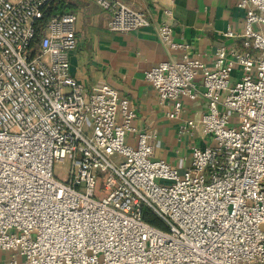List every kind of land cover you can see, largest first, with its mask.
<instances>
[{"label": "built area", "instance_id": "obj_1", "mask_svg": "<svg viewBox=\"0 0 264 264\" xmlns=\"http://www.w3.org/2000/svg\"><path fill=\"white\" fill-rule=\"evenodd\" d=\"M54 1L0 0L6 264H264V0L237 4L245 11L242 52L222 47L210 68L185 59L144 73L158 104L171 103L169 120L180 118L182 98H197L201 75L205 111L179 134L198 123L211 143L192 147L182 172L153 157L154 135L133 126L130 100L105 84L86 89L71 76L74 14H53L35 43V23ZM95 2L111 32L150 26L144 12L121 0ZM158 37L169 50L187 49L172 40L167 23ZM65 159L70 171L60 181L53 165ZM144 210L162 229L142 220Z\"/></svg>", "mask_w": 264, "mask_h": 264}, {"label": "crops", "instance_id": "obj_2", "mask_svg": "<svg viewBox=\"0 0 264 264\" xmlns=\"http://www.w3.org/2000/svg\"><path fill=\"white\" fill-rule=\"evenodd\" d=\"M60 1L63 13L76 16V47L68 55L71 76L86 89L105 84L130 100L136 113L133 126L154 135L153 157L178 172L187 169L191 148L211 143L201 133L198 123L179 134V127L185 121L196 122L205 111L200 96L201 75L195 79L197 98H182L180 118L169 120L165 114L172 109L171 103L158 104L144 73L160 63L185 59L197 60L210 68L216 50L222 47L242 52L245 11L237 7L240 0H121L144 12L150 22L149 27L129 33L109 31V15L95 0ZM162 23L171 27L172 40L186 45L187 49L169 50L160 42L158 28ZM226 31H231L234 37L225 38ZM126 143L133 145L134 136L128 135ZM10 255L0 252V264H6Z\"/></svg>", "mask_w": 264, "mask_h": 264}, {"label": "trees", "instance_id": "obj_3", "mask_svg": "<svg viewBox=\"0 0 264 264\" xmlns=\"http://www.w3.org/2000/svg\"><path fill=\"white\" fill-rule=\"evenodd\" d=\"M59 6H60V9L58 8ZM63 8L64 6L62 2L60 0H55L44 10L42 18L38 20L34 26L35 27V38H34L35 43L41 36L48 19L55 13H63L62 12ZM142 220L153 227L162 229V225L159 222V220L147 210H144L142 212Z\"/></svg>", "mask_w": 264, "mask_h": 264}, {"label": "rangeland", "instance_id": "obj_4", "mask_svg": "<svg viewBox=\"0 0 264 264\" xmlns=\"http://www.w3.org/2000/svg\"><path fill=\"white\" fill-rule=\"evenodd\" d=\"M58 8L60 9V6ZM235 71H236V74H235ZM235 71H234V76L240 77L241 71L240 70H235ZM69 171H70V162L67 159H65L61 162H56L53 165L54 177L60 181H65L67 179ZM99 188L100 189L102 188V186L100 184H99ZM98 197H100V196H98Z\"/></svg>", "mask_w": 264, "mask_h": 264}]
</instances>
